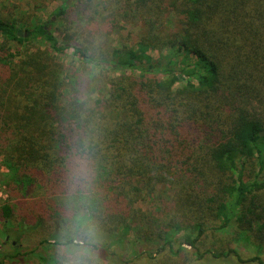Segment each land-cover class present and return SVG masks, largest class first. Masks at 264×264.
I'll use <instances>...</instances> for the list:
<instances>
[{
    "label": "trees",
    "instance_id": "trees-1",
    "mask_svg": "<svg viewBox=\"0 0 264 264\" xmlns=\"http://www.w3.org/2000/svg\"><path fill=\"white\" fill-rule=\"evenodd\" d=\"M77 2L29 37L0 19V56L24 48L0 76V264H63L77 214L91 264H264V0ZM76 17L94 32L138 19L143 37L103 51ZM81 158L87 187L70 182Z\"/></svg>",
    "mask_w": 264,
    "mask_h": 264
},
{
    "label": "rangeland",
    "instance_id": "rangeland-1",
    "mask_svg": "<svg viewBox=\"0 0 264 264\" xmlns=\"http://www.w3.org/2000/svg\"><path fill=\"white\" fill-rule=\"evenodd\" d=\"M75 2L76 0H0V19L5 21L6 23L15 25L18 29H20V32L24 34L27 31L35 29L42 23L49 22L51 19H53V21L56 23L58 19L57 13L65 7V4L69 3L68 6H76L78 5V3L79 5L82 4L81 2ZM76 14H80L82 19H87V14L85 12H77ZM101 18L98 17V20H100ZM76 19L79 24H85L82 25L83 27L79 28V30L82 31L81 32L78 30L79 34L82 36L84 33L88 37V39H99L98 43H100L101 40L106 46L101 47L103 51H106L107 48L109 50H117L122 48L135 49L138 43L141 41V38L143 37V26L141 24H137L138 19H121L118 22L117 28L109 29V31L105 28V25H100L95 32L94 30H92L89 23L86 22L87 20L83 21L79 17H76ZM149 32L151 34H154L151 30ZM4 34L0 33V46L1 43L5 41L4 39L9 38V35L3 36ZM85 35H83L84 38H86ZM25 37H29V34H26ZM84 43L86 44V41ZM34 46H37L36 42H34ZM23 51L24 48L19 49V52L14 49L13 54H2L0 56V76H3V78H6L8 76L9 63L13 61V63L17 64L20 60V53H23ZM54 54L55 58L59 60V63L66 69L67 72L75 71L77 75L80 74L78 73L79 62L75 59V56L72 55V52L63 51L61 55L58 52ZM14 55L16 59L14 58ZM149 56L155 60L159 58V55L156 52H151ZM91 69L96 77L100 76L105 80L106 78L113 79L117 75H119V72L107 70L103 67L93 66V68ZM8 175L9 170L5 166L4 156L0 152V209L5 203L11 200L9 187L4 182V178ZM137 208L146 213H151L155 216L157 215L158 217V211L154 206H152V202L149 197L145 196L143 199H141L137 205ZM17 212L19 211L17 210ZM1 224L2 222L0 220V225ZM243 255L246 258L248 257V253L246 251H243ZM66 261L67 260H65L63 264H66Z\"/></svg>",
    "mask_w": 264,
    "mask_h": 264
},
{
    "label": "clouds",
    "instance_id": "clouds-1",
    "mask_svg": "<svg viewBox=\"0 0 264 264\" xmlns=\"http://www.w3.org/2000/svg\"><path fill=\"white\" fill-rule=\"evenodd\" d=\"M88 162L81 158L74 162L73 173L70 176L72 184L87 187ZM69 232L79 240V247L69 246L66 250V264H91L90 256L95 244L94 229L86 214H77L72 217L68 225Z\"/></svg>",
    "mask_w": 264,
    "mask_h": 264
},
{
    "label": "water",
    "instance_id": "water-1",
    "mask_svg": "<svg viewBox=\"0 0 264 264\" xmlns=\"http://www.w3.org/2000/svg\"><path fill=\"white\" fill-rule=\"evenodd\" d=\"M70 1H73V0H70ZM69 4V3H68Z\"/></svg>",
    "mask_w": 264,
    "mask_h": 264
}]
</instances>
